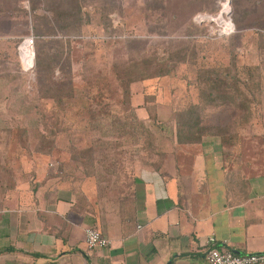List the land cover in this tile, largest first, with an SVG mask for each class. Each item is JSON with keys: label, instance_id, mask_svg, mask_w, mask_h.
<instances>
[{"label": "rangeland", "instance_id": "rangeland-1", "mask_svg": "<svg viewBox=\"0 0 264 264\" xmlns=\"http://www.w3.org/2000/svg\"><path fill=\"white\" fill-rule=\"evenodd\" d=\"M206 17L232 22L231 34ZM263 32L264 0H0V180L35 187L47 168L87 208L128 205L135 176L184 149L176 114L186 122L185 111L201 103L189 71L234 61L264 76ZM27 38H43L49 56L62 50L54 72L25 64ZM243 102L236 112L247 118L264 91ZM134 115L132 125H114Z\"/></svg>", "mask_w": 264, "mask_h": 264}, {"label": "crops", "instance_id": "crops-1", "mask_svg": "<svg viewBox=\"0 0 264 264\" xmlns=\"http://www.w3.org/2000/svg\"><path fill=\"white\" fill-rule=\"evenodd\" d=\"M237 110L211 112L199 140L141 170L120 208H87L47 168L35 187L0 180V264H207L211 239L264 255V103ZM89 227L111 246L90 250Z\"/></svg>", "mask_w": 264, "mask_h": 264}, {"label": "trees", "instance_id": "trees-1", "mask_svg": "<svg viewBox=\"0 0 264 264\" xmlns=\"http://www.w3.org/2000/svg\"><path fill=\"white\" fill-rule=\"evenodd\" d=\"M65 16L67 19H71L72 17H75L72 13H66ZM197 27H200L197 23H195ZM263 40L260 41V45L264 44V32L261 33ZM67 39L70 38V36L61 37V39ZM59 39V38H58ZM45 40L43 38L39 39L37 42L34 43L35 47V62L38 72L44 73L46 71L48 72H54L55 68L59 66L60 58H62V50L59 51L58 54H55V56H49V54L45 51ZM57 43H62L60 41H57ZM193 56L196 57V54L194 53ZM185 60V59H184ZM180 63V64H179ZM177 64L179 65H186V62H176L173 67H175ZM194 64V63H192ZM231 66L225 67L222 64H218V68L215 69H209L206 72L202 70L198 74L197 70L189 71L191 74H188V79L191 87L193 88L195 92V96L197 95L198 100H201V103L192 104L186 111V122H179L178 119H183L179 117V114L177 112L176 114V122L178 127H183L186 129L187 133L184 135L181 132V129L177 131L175 141L177 144L185 145L188 142H191L192 140H199L200 137L208 131L209 128H206L203 123L205 120L211 117V112H217L221 109H226L229 107L236 106L237 108L242 107L244 104V98L246 97H254L257 94H260L262 91H264V83L262 81L263 77L261 74L259 75L260 71L257 73L258 77H256L255 72H253L250 68H244L241 70V68H237V64L235 62H231ZM178 65V67H179ZM177 67V68H178ZM131 70V68H126L123 71ZM173 69L169 71H165L162 74H159L160 76H171V74L174 72ZM152 76H145V77H138L137 80H147L151 79ZM134 80V79H132ZM136 80L132 81L131 83H134ZM130 85V84H129ZM127 87L126 89H128ZM196 91H195V89ZM200 95H199V94ZM195 101V99L193 100ZM124 105H126L124 103ZM197 107V108H196ZM197 110L200 111L201 116L198 119V116L196 115ZM196 116V120L193 117ZM154 121H156L155 116ZM182 117V116H181ZM132 118V117H131ZM137 118L134 117L131 120H127L126 122L122 121L120 118L114 119V125H119L120 128H126L129 125L133 124L132 120H136ZM192 120V121H191ZM179 122V123H178ZM127 131V129H124ZM146 132V130L144 129ZM55 137L56 133H52Z\"/></svg>", "mask_w": 264, "mask_h": 264}, {"label": "built area", "instance_id": "built-area-1", "mask_svg": "<svg viewBox=\"0 0 264 264\" xmlns=\"http://www.w3.org/2000/svg\"><path fill=\"white\" fill-rule=\"evenodd\" d=\"M198 23L203 22L205 18L203 16H198ZM232 24V22H231ZM232 26H234L232 24ZM226 32L231 34L232 28L226 27L224 25ZM31 46L33 51V62L31 70L35 66V52H34V39L33 38H27L23 42V44H27ZM22 44V45H23ZM22 45L20 49L22 48ZM86 235V244L90 250L96 249V248H108L111 246V241L107 237H105L98 229L89 227L85 231ZM215 239L210 240V245L212 247L209 249L207 256H206V262L207 264H264V255L261 254H251V255H238L235 254L231 250L227 249H221L219 247H216L215 245Z\"/></svg>", "mask_w": 264, "mask_h": 264}, {"label": "bare ground", "instance_id": "bare-ground-1", "mask_svg": "<svg viewBox=\"0 0 264 264\" xmlns=\"http://www.w3.org/2000/svg\"><path fill=\"white\" fill-rule=\"evenodd\" d=\"M206 18H208V17H206ZM209 19L210 20H213L214 19L215 21H219L220 23H224L223 22V19L221 17H216V18L210 17V18H208V20ZM224 24L226 25V27H229V28H232L233 27L232 24H230L228 22H226ZM21 52H22V57H23V60H24L25 64H27L29 66H32L33 65L32 64V62H33L32 61L33 60V51H32L31 46L28 45V43L27 44H23L22 45V48H21Z\"/></svg>", "mask_w": 264, "mask_h": 264}]
</instances>
